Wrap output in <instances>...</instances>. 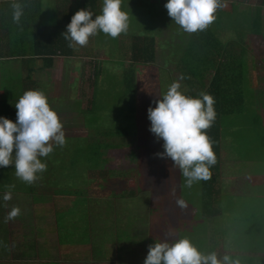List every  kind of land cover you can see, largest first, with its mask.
I'll return each mask as SVG.
<instances>
[{"label":"rangeland","instance_id":"1","mask_svg":"<svg viewBox=\"0 0 264 264\" xmlns=\"http://www.w3.org/2000/svg\"><path fill=\"white\" fill-rule=\"evenodd\" d=\"M259 1L219 0L220 11L225 16L223 20L225 28L219 29L218 33L223 43L243 40V44L240 45L248 50L249 55L247 58L251 57L245 60L247 66L245 70L251 72L254 68L257 72L259 67L258 74L262 72V67L256 61L255 55L257 53L264 54V49H261L260 42L257 41L253 30L250 28V26H253L249 24L252 18L247 16H260L257 9ZM70 2L71 8H73L75 2L72 0ZM46 3L47 9L53 12V9L57 6L56 0H47ZM165 3L166 0H122L121 8L128 14L129 27L126 32L120 34L119 39L121 42L118 44L111 36L98 32L93 40L91 39L90 42L84 45L86 52L89 53L102 51L104 47L106 55L114 59L115 57L112 55L115 51L120 50V53H122L131 47L132 36L139 34L156 37L157 52L153 65L144 67L142 70L139 69L142 74L138 80L139 92L136 102L142 103V105L141 110L136 114H132L127 110L123 111V114L116 112L112 107V102L116 96L111 93L112 87L110 85L106 84L97 90L99 94L94 99L96 101L94 105L93 103L89 105L90 109L86 113V120L91 136L94 135L92 129L99 130L102 127V130L106 127L105 132L109 131L108 134L103 132L104 137L101 140L103 142L101 145L108 144L109 146L98 151L91 150L93 156L95 154L102 155L104 163L89 165L92 169L89 177H85L84 163L77 165L71 172L75 174L76 180L81 183V185H73V190L80 191L84 187L85 179H87V185L91 184L89 188L93 192L106 190L107 198L95 201V203L107 205V207L100 211V215L93 211L94 216L89 215L88 219L86 218L85 209L77 215L71 207L68 210L70 218L67 220V225L64 226L61 221L59 233L72 234L73 240L63 237V242H72V253L73 255L78 253L77 257H81L82 262H85L89 256L87 252L84 253L85 247H89L93 254L103 251L106 252V255H109L113 253L118 245H123L125 248L135 247V264H144L149 246L154 244L157 239L174 242L181 238H187L201 252L215 251L218 257L227 254L238 261L245 258V256H251L256 258L259 264H264V257H258L255 254L256 251L264 252V195L252 194L256 195L253 198L241 195V193H229L222 198V218L215 220L214 218H207L202 212V205H211L210 199L205 194L206 180L194 182L191 187H187L179 168L173 165L171 159L156 155L164 151L162 147L163 140L157 139L149 131L150 121L147 115L149 106H155L156 99L161 97V94L167 90V87L173 81H179L181 90L185 94L189 96H193V93L198 94L197 88L190 87L183 73H181L180 64L184 52L188 50L193 41L194 32H185L179 25L175 24L164 7ZM98 12L100 14V8H98ZM54 19L49 18L48 20L52 22ZM212 25H214V22H212ZM260 25L262 28L261 35L264 39V20L260 22ZM13 45V42L9 41L7 51H11ZM76 48L79 52H83L82 49ZM256 49H258V52ZM10 53L13 54L12 51ZM2 62L6 64L9 71L14 72L13 78L20 80V68L16 66L15 69H12L9 61L2 60ZM182 64L186 66L184 61ZM210 66L211 63L208 64V67ZM208 77L205 78L207 84L210 82L211 74L210 76L208 74ZM90 89L92 88H89V91ZM119 117L120 126L117 125ZM230 122L231 120L224 124H226V127L227 125L231 126L232 129L223 128L220 130L224 158L230 157L231 154L237 160L251 155H264V151H261L262 146L264 148V141L263 144L262 141H258L259 137H257L255 131H249L247 137L243 133L240 145H235L233 149L232 142L226 139V135L229 133L231 136L241 137L239 130L233 128V126L241 128V125L236 124L238 119ZM245 122L249 128L254 127L250 120L246 119ZM118 127L120 133H118ZM135 127H140L141 132L139 133V146L135 147L139 150V154L134 167L136 151L132 148L131 141L136 138L134 137L135 134L130 135L129 133H133ZM122 129L129 133L124 134ZM246 130L245 127L244 132ZM261 131H264V129ZM83 142L82 138H72L68 139L67 144L68 146L72 144L79 145ZM119 144H122V146ZM90 148L91 146L87 147L88 150ZM75 149L76 147L72 146V155ZM257 149H260V151L257 152ZM101 158L97 160L99 161ZM230 159L231 157L228 160ZM120 164L124 165L125 168L130 164L128 166L130 173L134 169L135 174L130 176V186L128 188L123 182H126L124 176H120L119 168L117 177L112 178L114 173L110 171L113 166ZM251 164L237 162L235 166L238 165L240 168ZM260 164L258 163L257 166L262 168ZM101 170L106 171L107 176L102 175L100 177ZM103 177L107 179L104 180ZM256 177L257 185L264 183L263 170ZM68 181L73 183L74 178L72 175H68ZM247 190H252V187H247ZM259 193H264V188H259ZM178 200H183L185 202L184 206L179 205ZM91 201L94 203V200ZM73 205L82 204L73 202ZM126 212L128 214L125 216ZM119 219H124L120 226H118ZM98 222L103 223V225ZM181 226H183V230H181ZM116 227L121 236L114 233ZM131 230L136 231L139 237H135L133 233L129 236L128 233ZM123 235L126 236V239L122 237ZM125 254L127 253L125 252ZM44 256H46V252ZM109 262L113 261L110 259Z\"/></svg>","mask_w":264,"mask_h":264},{"label":"crops","instance_id":"2","mask_svg":"<svg viewBox=\"0 0 264 264\" xmlns=\"http://www.w3.org/2000/svg\"><path fill=\"white\" fill-rule=\"evenodd\" d=\"M2 1L0 0V2ZM30 1H32V6H40L41 8L40 10L38 9L39 13L36 11V24L37 26L42 25L38 26L37 31L40 33L45 32L47 35L53 34L52 29L56 28L60 23L68 22L67 20L76 11L87 9V6L91 8L86 3L88 0H72L75 2L73 8H71L70 0H56L57 6L52 12L47 9V0H40V5L35 4L33 0ZM89 2L92 3L90 0ZM101 5L102 0H99L100 10ZM219 9L220 6L216 12ZM262 16H264V13H262ZM46 17L48 19H55L51 22ZM67 17L69 18L66 19ZM6 18L5 11H2L0 7V25L1 20ZM4 25V27H0V116L15 121L16 109L14 104L24 91L29 89L42 90L48 97L50 107L56 110L63 124L66 142L63 146L53 145V151L47 157H40L42 162L46 163L47 168L42 173H38V178L31 184L21 181L15 175L14 164L0 167V197L5 192L11 191L10 200L3 201L0 199V264H123L124 262L126 264H135V247L129 246L125 248L123 245H118L113 253L109 255H106V252L103 251L93 254V251H90L89 247H85L84 253L87 252L89 256L85 262H82V258L77 257L78 253L73 255L72 242H63V237L73 240L72 234L59 233L61 221L64 226L67 225V220L70 218L68 210L71 207H73V212L77 215L85 209L87 219L89 215L94 216L93 211H96V214L100 215V211L107 207V205L95 203V201L107 198L106 190L93 192L89 188L91 184L87 185V179H85L84 187L80 191L73 190V185H81V183L76 180L75 174L71 172L73 169L71 164L73 158L72 146L78 147L79 151L83 153V159L80 158L77 165L80 163L85 164L83 165L85 177H89V173L92 172L89 165L104 163L102 155L95 154L93 156L91 153L93 149L94 151L104 149L96 148L103 144L101 141L103 140L102 137H104V133L101 130L102 127L99 130L92 129L94 135L91 136L89 126L87 125L88 121L86 120V113L90 109L89 105L91 103L94 105V102H96L94 94L95 83L97 82H95L94 75L98 71V68L101 67L103 72L99 80L100 87H104L106 84L112 87L111 93L116 96L112 102V107L118 112L122 109L123 100L121 103L119 101L120 95L124 96L121 82L124 77L125 68L129 67L131 63V59L128 56L131 47L122 53H120V50L115 51L112 55L115 57L114 59L106 55L104 47L102 51H92L89 53L86 52L84 46H76L82 49L83 52H79L75 47L72 55H66L59 50L55 53L39 55L35 54V44L33 42L35 27L29 30L28 41H25L21 31L26 30L28 32L26 27L19 26L18 29H14V34L11 36V32L5 30V28L8 29L5 20ZM261 34H256L255 38L260 42L261 49L263 50L264 39ZM119 37L120 35L113 38L118 44L121 42ZM94 38L95 36H91L88 42ZM9 41L14 44L11 50L13 54L10 53L11 51H7ZM256 51L258 52V49ZM257 56L259 58L256 61L262 67V72L258 74L259 67L257 72L255 69H252L253 72H246L245 74L247 82L245 78L243 81V96L250 98L252 116L248 112L245 113L247 108L245 109L243 105H239L236 112L241 116L237 118L238 123L236 124L241 125V128H237L236 126H233V128L239 130L241 137L231 136L229 133L226 135V139L231 140L233 149L235 145H240L243 133L247 137L249 131H255L257 137H259L258 141H262V144L264 141V131H261L264 129V54L257 53ZM2 60L9 61L12 69H15L16 66L20 68V80L13 78L14 72L9 71ZM89 88L92 89L89 91ZM234 115L237 114L235 113ZM237 119H228L226 122L230 120L231 122L233 120L236 121ZM246 119L250 120L254 127L249 128L246 125ZM245 127L247 130L244 132ZM223 128L232 129L229 125L226 127V124H223L221 130ZM72 138H82L84 142L79 145L72 144L68 146L67 141ZM88 146H91L89 150L87 149ZM259 151L260 149H257V152ZM261 151H264L263 146ZM222 152L221 137V162L217 183V189L219 188L218 194L220 195L218 198H216L218 194L212 197L211 205H202L203 215L207 218H214V220L221 219L223 216L221 202L225 195L229 193H241V195L253 198L256 195L252 194L264 195V193H259V188H264V183L256 184V175L260 174L262 170L264 172V155H251L237 160L231 154V159L228 160L230 157L224 158ZM86 153H88L90 160H86ZM99 158L101 160L98 161L97 159ZM237 162L252 164L239 168L238 165L235 166ZM258 163H261L262 168L257 166ZM117 168L120 169L119 165ZM133 171L134 169L124 177L126 182H123L127 188L130 186V176L135 174ZM68 175L73 176V183L68 181ZM102 175L107 176L104 170H101L99 176L102 177ZM116 177V175H112V178ZM103 179L106 180L107 178L103 177ZM106 187L108 186L106 185ZM247 187H252V190L248 191ZM76 193L80 194L82 205H73V202H79V195ZM216 199L218 201L215 203ZM91 200H94L95 204ZM14 207L20 209L19 214L15 218L5 222L7 214ZM215 211L218 212L214 213ZM127 214L128 212H126L125 216ZM123 221L124 219H119L118 226L122 225ZM99 224L103 225V223ZM117 227L114 233L121 236ZM181 230H183V226H181ZM132 233L135 237H139L134 230L128 233L129 236ZM122 237L126 239L125 235ZM45 252L46 256H44ZM255 254L258 257H264V252L256 251ZM110 259L113 262H109ZM239 264H259V261L251 256H245V258L239 260Z\"/></svg>","mask_w":264,"mask_h":264},{"label":"clouds","instance_id":"3","mask_svg":"<svg viewBox=\"0 0 264 264\" xmlns=\"http://www.w3.org/2000/svg\"><path fill=\"white\" fill-rule=\"evenodd\" d=\"M121 3L122 0H103L101 12L94 19L90 10L76 11L63 34L68 47L84 46L98 32L112 38L126 32L129 17ZM9 6L12 22L20 25L26 5L22 0H10ZM219 6V0H166L164 4L173 22L188 33L206 29L215 20L214 13ZM214 103L211 94L201 92L196 97L189 96L181 90L179 81H173L156 99L155 106L147 109L149 131L163 140L164 151L156 155L171 159L187 187L211 178L216 154L205 130L216 118ZM14 106L15 121L0 116V167L14 164L15 175L31 184L47 168L40 157H47L53 145L63 146L65 133L56 110L50 107L42 90L24 91ZM0 199L10 200L11 191ZM177 203L184 206L185 202L178 200ZM19 212V208H12L5 222ZM144 264H239V261L227 254L218 257L215 251L201 252L189 239L181 238L174 242L157 239L149 246Z\"/></svg>","mask_w":264,"mask_h":264},{"label":"trees","instance_id":"4","mask_svg":"<svg viewBox=\"0 0 264 264\" xmlns=\"http://www.w3.org/2000/svg\"><path fill=\"white\" fill-rule=\"evenodd\" d=\"M89 0L86 2L87 5H90V10L93 12V19L95 15H98V8H99V0ZM22 2L26 5L24 10V15L21 18L20 25H17L12 22L11 17V8H10V0H3L0 2V7L2 11H5L7 18L1 20L0 27H4V20L6 22L5 30L11 32V36L14 34V29H18L19 26L26 27V30L21 31L24 35V40L28 41L29 30L34 29V38L33 42L35 44V54L39 55H47L49 53H55L58 50L61 53H65L66 55H72L74 53V48L68 47V41L65 40L63 34L66 31V26L68 22H70V18L67 17L68 22L60 23L56 28L52 29V33L47 35L45 32H38L37 28L38 25L36 24V17L38 9L40 10V6H32V1L30 0H22ZM33 2L37 5H40V0H33ZM259 17L256 16H247L248 18H252L250 20L253 26L250 28L253 30L254 35H260L262 33V28L260 22H263L264 16V0H260L259 4L257 5ZM39 13V12H38ZM224 14L222 11L216 12L214 25H209L206 29L194 32L193 41L188 47L180 60L181 64V73H183L184 77L186 78L187 82L190 84V87L193 89L197 88L198 94H192L193 97L198 96L201 92H207L214 97L215 103L214 108L216 111V118L212 123V126L205 130L210 137L211 141L213 142V150L216 154V162L211 167V178L206 180L205 186V194L207 198L210 199V203H212V197L217 195L219 192V188L217 189V183L219 179V168H220V158H221V135L220 130L223 124L228 119H234L235 117L240 118V114L236 112L239 105H243L245 113L251 114L250 109V98H246L243 96V81L245 78L247 66L245 65V60L249 59L248 57V50L244 47H241L240 44H243V40H234L227 43H223L220 38L219 29L225 28L223 26ZM234 25V24H233ZM51 29V28H50ZM41 34V35H40ZM219 35V36H218ZM26 37V38H25ZM132 45L130 48V52H128V56L131 59V63L129 67L125 68L124 77L121 82V88L124 90V96L120 95L119 101L120 103L123 100V104L118 112L123 114V111L127 110L132 114H136L138 111L141 110L142 103H137V96H138V80L139 76L142 74L140 70L144 67L153 65L156 58L157 52V40L154 36H142L139 34H134L132 36ZM256 59L258 60L259 56L255 55ZM218 58V59H217ZM183 61L186 66H183ZM211 63V66L208 67V64ZM140 69V70H139ZM254 69V68H253ZM102 68L99 67L98 71L95 72L94 79L95 82V99L97 98L100 88V78L102 76ZM251 72H253L251 70ZM210 77V82L204 80L206 77ZM209 79V77H208ZM245 81L247 82L246 78ZM114 85V84H113ZM193 91V90H192ZM145 106V102L143 103ZM117 112V111H116ZM237 115H234V114ZM234 115V116H233ZM117 125L120 126V117L118 118ZM106 127L102 129V132H105ZM107 132H109L107 130ZM105 132V134H108ZM124 134L129 133L126 130L122 129ZM141 132L140 127H135L133 133L130 132L129 134H135L132 143V148L135 153L136 161L133 166H136V162L138 160L137 155L139 154V150L135 147L139 146V133ZM118 133H120V128L118 127ZM108 144L99 145L98 149L106 148ZM122 146V145H121ZM85 157V156H84ZM83 159V153L79 151V148L76 147L75 152L73 154V158L71 161L72 168L74 169L75 166L78 164L79 159ZM90 160L88 153H86V160ZM130 165V164H129ZM128 165V166H129ZM128 166L125 168L124 165L120 164L119 167L121 169L120 176H124L130 174L128 171ZM114 175H118V168L117 166H113L112 169ZM111 171V172H112ZM106 173V171H105ZM79 195V194H78ZM220 194L217 195L216 198L219 197ZM207 199V200H208ZM206 200V201H207ZM78 201L80 202V195ZM90 201V200H88ZM218 200H215V203ZM81 203V202H80ZM215 211L214 213H217ZM212 213V214H214Z\"/></svg>","mask_w":264,"mask_h":264}]
</instances>
